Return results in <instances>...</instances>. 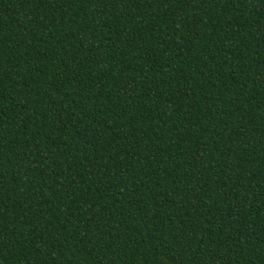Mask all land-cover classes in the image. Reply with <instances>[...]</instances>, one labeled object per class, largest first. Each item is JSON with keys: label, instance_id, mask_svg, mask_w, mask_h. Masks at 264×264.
<instances>
[{"label": "trees", "instance_id": "obj_1", "mask_svg": "<svg viewBox=\"0 0 264 264\" xmlns=\"http://www.w3.org/2000/svg\"><path fill=\"white\" fill-rule=\"evenodd\" d=\"M0 264H264V0H0Z\"/></svg>", "mask_w": 264, "mask_h": 264}]
</instances>
